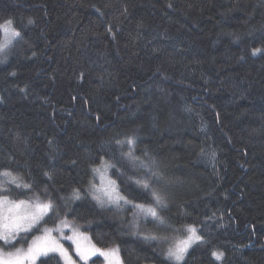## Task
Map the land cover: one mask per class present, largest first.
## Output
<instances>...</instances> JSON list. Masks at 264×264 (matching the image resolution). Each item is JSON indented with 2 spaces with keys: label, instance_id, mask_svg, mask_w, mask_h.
<instances>
[{
  "label": "trees",
  "instance_id": "trees-1",
  "mask_svg": "<svg viewBox=\"0 0 264 264\" xmlns=\"http://www.w3.org/2000/svg\"><path fill=\"white\" fill-rule=\"evenodd\" d=\"M7 20L21 36L0 52V172L31 190L3 195L55 212L0 248L67 220L123 264H264V0H0ZM103 163L129 205L94 199ZM145 180L165 197L155 232L203 238L180 263L145 238Z\"/></svg>",
  "mask_w": 264,
  "mask_h": 264
},
{
  "label": "snow or ice",
  "instance_id": "snow-or-ice-1",
  "mask_svg": "<svg viewBox=\"0 0 264 264\" xmlns=\"http://www.w3.org/2000/svg\"><path fill=\"white\" fill-rule=\"evenodd\" d=\"M29 24L33 23L31 19L28 21ZM0 30H2L9 39L0 45V52L8 46L11 42V38L20 37L21 33L12 27V21L7 20L3 24H0ZM261 49H254L253 54L259 53ZM2 62V61H0ZM129 145L135 143L133 137H128L126 141ZM117 143H121L117 141ZM130 159H138L133 157L132 152L129 151L126 154ZM145 167H148L147 163H144ZM105 167H110V165H105ZM99 172V169H96ZM151 171V169H149ZM0 176L7 177V182L15 185L17 188H25L31 190V185L24 184L19 181V178L13 176L11 172L5 170L0 172ZM152 176L156 178L157 181H163L164 177L161 173L152 172ZM144 189L151 192V198L153 201L152 205H134L140 211V213L145 217H152L159 224L164 225L166 223L163 216L158 212V208L163 209L166 207L165 197L160 191L154 189L148 181H137ZM94 189V199L97 200L101 205L104 203H119L124 201V203H131L125 197L119 195L115 188V182L108 180L105 182L103 175H101V186L96 187L93 185ZM8 191L4 187V183L0 182V241L3 242L5 247H14L17 237L21 233H29L33 229L40 230L39 225L42 223L44 218L49 215V213L55 212V205L51 199L42 201L37 195L34 200H10L7 196L3 195L4 192ZM74 193L76 197L79 198V189H75ZM138 227V225H137ZM68 228L72 231V235L66 237L65 239L71 240L75 244V254L79 259L87 260L89 255H95L98 249L83 248L80 244L81 234L70 225L67 220H60L59 225L56 229L44 228L42 230V235L33 238L28 247L25 248H15L14 251L5 252L4 248H0V264H34L38 256L47 255L49 252H58L66 261V264H76V261L72 259V255L68 252V249L64 248L55 237L52 236V232L56 231L61 236L63 230ZM189 235L186 239L180 240L175 244L171 245L166 252V256L169 259H174L180 261L183 259L187 249L195 241H202V237L197 234V230L194 227L189 226ZM146 239H160V237L155 235H149L145 237ZM86 239V237H84ZM118 249H112L108 252H103L102 255L106 257H114L115 264H122L118 258ZM217 259L222 257V253H213Z\"/></svg>",
  "mask_w": 264,
  "mask_h": 264
},
{
  "label": "rangeland",
  "instance_id": "rangeland-1",
  "mask_svg": "<svg viewBox=\"0 0 264 264\" xmlns=\"http://www.w3.org/2000/svg\"><path fill=\"white\" fill-rule=\"evenodd\" d=\"M4 34H5V33H4ZM8 39H9V37H7V36L5 35V36H4V39H3L2 43H1V45H3ZM12 39H14V38H11V40H12ZM8 45H9V43H8ZM105 165H106V163H103V164H101L100 167H97V168H96V169H99L100 171H99V172L96 171V176H95V179H94L95 181H94V182L92 183V185H91V189L93 190V192H94L93 185H95L97 188L101 186V175H103L105 182H107L108 180H111V181H114V182H115L114 179H111V178L109 177V168H108V167L106 168ZM9 172H11V171H9ZM11 173H12V175H16L14 172H11ZM7 179H8L7 177L0 176V182H3V183H4V187H5V188H6V185L8 184ZM20 181H21L22 183L26 184V183L24 182V180L22 179V177H20ZM115 188H116V191L119 193V195L125 197V196L119 191V189H117L116 182H115ZM4 195H5V194H4ZM5 196H7L10 200L16 201V199L11 198V197H10L9 195H7V194H6ZM93 197H94V196H93ZM17 200H31V199H17ZM128 201H129V200H128ZM104 204H105V205H108V206L118 205V206H122V207H124L125 205H129V203H124V201H120L119 203H104ZM138 210H139V209H138ZM142 219L145 220V221L148 220V222H149L148 225H149V227H150V231H152V232H150V233H155L156 236H157V234H159V235H160V238H161V241H163V242L166 243V247H167V248H166V250H165V255H166L167 249H168L171 245L175 244L176 242H178V241H180V240H184V239H186V238L188 237V236H186V238H185V237H182V238H181V236H179V234L177 233V231H179V229H177L176 232L168 231V232H165V233H164V230H163V229H161V230H157V232H155V229L157 228V226H158V225L161 226V224H159V222L155 221L152 217H147V218H145V217L143 216ZM140 220H141V219H140ZM143 220H142V221H143ZM150 220H151V221H150ZM145 221H143L144 224H146ZM70 225H72V224H70ZM72 226L77 230L78 233L81 234L80 244H81V246H82L83 248H92V247L94 246L95 249H98V250H99V251L96 252L95 255H89V258H88L87 260L79 259L78 256L75 254V244H74L71 240H68L69 243H70V245H72V248H71V247H70L69 245H67V243L65 242V241L67 240V239H65V238L68 237V236H71V235L73 234L72 231H71L70 229H68V228H65V229L63 230V234H62V236H61L58 232L53 231V232H52V236L55 237V238L57 239V241H58L60 244L63 245L64 248L68 249V252L72 255V259H73L74 261H76V264H84V262L89 261L90 259L94 258V256H101V257H103L104 260H105V263H104V264H115V258H114V257H106L105 255H102V253H103V252H108L109 250H112V249H118L116 246L113 247V248H101V247H99L97 244H95V243L92 241V238H91V236H90L89 233L84 232L83 230L79 229L77 226H74V225H72ZM56 228H57V227H55V228H51V229H56ZM197 234H198V233H197ZM40 235H42V233H41ZM84 237H86V239H84ZM17 238H18V237H17ZM194 243H196V241H195ZM194 243H192L191 246H192ZM189 248H190V247H189ZM189 248H188V249H189ZM25 249H26V248H25ZM188 249H187V252L189 251ZM187 252L185 253V255L187 254ZM51 253H55V254H57L58 256H60V257L63 259L64 264H66V261H65L64 258L60 255V253H58V252H49L48 254H51ZM48 254H47V255H48ZM117 255H118L119 261L122 262V260H121V255H120V253H119V250H118ZM185 255H184V257H185ZM41 256H44V255H41ZM41 256H38V257H37V259L35 260L34 264H36V262L38 261V259L41 258ZM184 257H183V259H184ZM183 259H182V260H183ZM171 260H172L173 262H176V263H180V262H182V260H180V261H176V260H174V259H171ZM122 264H123V263H122Z\"/></svg>",
  "mask_w": 264,
  "mask_h": 264
}]
</instances>
